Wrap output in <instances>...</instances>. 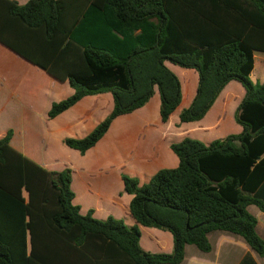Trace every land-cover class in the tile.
I'll list each match as a JSON object with an SVG mask.
<instances>
[{
	"label": "trees",
	"instance_id": "16d2710c",
	"mask_svg": "<svg viewBox=\"0 0 264 264\" xmlns=\"http://www.w3.org/2000/svg\"><path fill=\"white\" fill-rule=\"evenodd\" d=\"M0 43L62 82L73 96L53 104V120L88 96L110 93L112 113L87 137L65 145L85 155L115 119L143 108L158 89L167 123L182 100L166 62L198 73L181 124L200 122L231 83L245 97L235 116L240 135L210 145L187 138L171 149L180 163L147 185L124 176L130 213L144 228L169 232L172 254L139 245L138 226L98 221L74 206L71 171L50 172L0 140V211L15 233L0 231V264H182L187 246L208 254V236L240 238L259 256L255 206L264 213V83L254 84L255 53H264V0H0ZM28 198H24V193ZM8 223L0 219V230ZM30 235V251L27 237Z\"/></svg>",
	"mask_w": 264,
	"mask_h": 264
},
{
	"label": "crops",
	"instance_id": "0c3cea01",
	"mask_svg": "<svg viewBox=\"0 0 264 264\" xmlns=\"http://www.w3.org/2000/svg\"><path fill=\"white\" fill-rule=\"evenodd\" d=\"M9 1L24 6L31 0ZM261 61L264 62V53L256 52L255 68L250 75L254 84L264 83V66L258 65ZM165 65L178 77L182 88L181 104L167 123L161 120V97L156 89L154 96L143 108L115 119L106 135L85 155L66 146L67 156L60 162L59 172L71 171V191L74 194L72 203L80 208V215L86 216L92 212L93 218L98 221L105 222L114 218L122 221L128 228L138 226L140 231L143 230L144 227L138 225L130 213L133 196L125 192L123 177L136 179L142 187L160 171L176 169L179 166L180 161L171 149L173 144L187 138L198 140L207 146L216 141L215 138H207L203 133L216 128L217 124L211 126L208 120L221 104L222 93L235 82H231L223 90L203 120L181 124L180 114L191 106L196 96L198 73L195 70L182 69L177 74L168 62ZM73 94L74 90L69 81H60L59 76L57 78L50 75L0 43V140L12 131L10 147L50 172L58 171H54L49 165L44 147L30 146L34 136L31 122L36 119L45 122L48 119L52 126L56 125L51 132L56 136L59 134V139L64 143L66 139H83L90 135L114 108L110 93L88 96L50 120L48 113L53 104L64 101ZM242 96L244 99L245 90ZM222 107L224 111L225 107ZM241 133L242 128L235 135ZM48 134L49 131H46L43 136L47 138ZM23 196L28 198L26 192ZM247 210L257 219L256 233L264 242V213L255 206H250ZM10 216L12 213L0 211V219H5L8 223L0 230L6 237L16 232L10 223ZM163 234H167L171 240V248L168 251L162 250V253L172 254L173 236L169 232ZM215 235L210 234L208 239L211 244L213 236L218 248L211 244L212 251L204 254L192 246H187L182 264H264V255L256 254L241 239L218 241L220 237ZM141 240L142 235L139 245L143 251L151 254L157 252L141 246ZM27 241L30 251L29 234Z\"/></svg>",
	"mask_w": 264,
	"mask_h": 264
},
{
	"label": "rangeland",
	"instance_id": "374dc122",
	"mask_svg": "<svg viewBox=\"0 0 264 264\" xmlns=\"http://www.w3.org/2000/svg\"><path fill=\"white\" fill-rule=\"evenodd\" d=\"M168 64L169 66L171 65V67L177 72V74H180L178 70H182V68L174 66L170 63ZM258 65L264 66V62L261 61ZM182 82H184L183 79ZM183 86H185V84ZM243 91L244 89L241 87V85L235 82L228 90L222 93V96L220 97L221 104L216 107L208 120L209 122H211V126L214 124H217V126L212 131L203 133V135H205L207 138L223 140L230 135L237 134L241 130V127L235 121V116L237 114L239 105L243 100V96L241 97ZM222 106L225 107L224 111H222ZM55 126L56 125L52 126V123L48 119L45 122L39 119L33 120L31 122V127L34 136L32 138L30 146L32 148L44 147L45 157L50 163L49 165L53 168L54 171L59 172V164L67 156L68 148L66 147L65 143H63L62 140L59 139V134L56 136L53 132H51ZM46 131H49L47 138L43 136ZM140 232L142 235L141 246L146 247L151 251H157L155 252V254H161L162 250H170L171 240L169 239L167 234H163L166 232L150 228H143V230H141ZM215 234L216 237H220L218 241H220L221 239H224V241L227 242L237 241V237L232 235L220 232H217ZM239 239L240 238H238V240ZM211 240V244L216 245V247L218 248L219 245L213 240V236L211 237ZM240 241L244 243L242 240Z\"/></svg>",
	"mask_w": 264,
	"mask_h": 264
}]
</instances>
